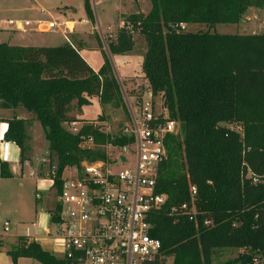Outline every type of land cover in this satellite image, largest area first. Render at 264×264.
I'll use <instances>...</instances> for the list:
<instances>
[{
    "label": "trees",
    "instance_id": "1",
    "mask_svg": "<svg viewBox=\"0 0 264 264\" xmlns=\"http://www.w3.org/2000/svg\"><path fill=\"white\" fill-rule=\"evenodd\" d=\"M148 1L149 12L121 20L123 26L107 48L111 56L126 55L135 48L133 36L143 37V76L179 125L178 135L166 141L167 160L159 169L156 191L167 202L153 215L150 236L171 264H211L219 249H245L239 264H251L255 253L264 256V183L252 185L246 178L248 170L264 176V34L183 33L172 27L237 25L249 8L264 9V0ZM83 8L94 25L90 0H84ZM102 52L104 63L94 72L67 44H0V110L24 111L40 125L58 167L56 193L66 166L93 159L79 151L80 137L103 140L85 123L75 135L69 133L64 125L77 122L71 114L93 99L103 107L123 108L119 84ZM6 124L3 141L19 149L23 164L30 153L29 122L13 118ZM0 178H12L6 163L0 164ZM189 184L197 189L196 226L168 211L189 202ZM57 210L50 215L52 223ZM6 254L13 264L20 258L64 264L22 237Z\"/></svg>",
    "mask_w": 264,
    "mask_h": 264
},
{
    "label": "built area",
    "instance_id": "2",
    "mask_svg": "<svg viewBox=\"0 0 264 264\" xmlns=\"http://www.w3.org/2000/svg\"><path fill=\"white\" fill-rule=\"evenodd\" d=\"M9 24L21 33L31 26L29 22ZM35 25L39 32L61 28L63 36L72 33V27L67 23L38 21ZM122 26L121 23L119 29ZM172 29L184 32L186 25L178 24ZM107 32L110 34L109 28ZM101 40L104 43L105 39ZM117 81L123 104L125 102L128 109V120L117 132H110L103 120L85 123L103 140L96 143L93 135L80 137L79 151L93 154V159L66 166L61 171V186L56 193L57 221L53 223L55 232L52 235L47 230L42 231L46 239L60 241L59 256H53L64 264L169 263L161 254L160 242L150 236V222L153 215L166 206L167 197L156 191L157 179L161 165L167 160L166 141L178 135L179 125L169 118L144 76L132 83L129 97ZM229 129L233 130L232 127ZM2 143L3 138H0V145ZM130 160L134 162L133 166H129ZM1 163L4 162L0 158ZM41 163L48 166L47 173L42 176L33 170L28 176L53 186L58 177L57 164H51L47 159ZM21 165L29 166L27 161ZM246 178L252 185L264 183V176H256L249 170ZM188 193L187 204L170 207L168 211L170 216H186L196 226V187L189 184ZM203 225L208 227L211 223L204 221ZM10 229L8 220L1 223L0 240L10 233ZM24 232L22 238L36 242L37 237H32L28 228ZM244 252L246 250L242 249L239 254ZM251 264H264V256L255 253Z\"/></svg>",
    "mask_w": 264,
    "mask_h": 264
},
{
    "label": "rangeland",
    "instance_id": "3",
    "mask_svg": "<svg viewBox=\"0 0 264 264\" xmlns=\"http://www.w3.org/2000/svg\"><path fill=\"white\" fill-rule=\"evenodd\" d=\"M107 1V0H103ZM84 0H0V20L21 21L24 22H55L60 24L65 21L75 22V28L82 32L87 39L86 46L80 50L82 56L86 59L88 65L93 70H98L104 63V51L116 76L120 81L123 93L131 96V85L135 80L143 76L142 56L146 50V44L143 37L136 33L133 36L135 41L134 50L126 55L111 56L108 53L107 44L114 39L121 26V20L125 17L142 13L147 14L150 10L148 0H139L134 3L132 0H117L114 9L110 6L95 7V0H90L95 22L94 25L85 22L84 18ZM108 3V2H106ZM107 5V4H105ZM105 9V12L103 10ZM72 27V25H70ZM12 29V26L7 27ZM110 29V34L107 29ZM61 28L53 31L39 32L36 25L26 28V33H5L0 32V44H7L12 39V43L27 44L32 46H64L66 39L69 44L75 48L79 47L76 37L78 33L63 36ZM210 32L219 35H260L264 34V9L249 8L241 17L237 25L219 24L212 28L206 25H189L183 33H203ZM112 38H111V37ZM101 38L105 39L104 43ZM96 40L99 47L96 44ZM116 75V76H115ZM133 75V76H131ZM127 76V77H126ZM118 82V81H117ZM159 101V100H158ZM77 119L74 126H64L71 133H76L86 121L100 122L104 121L110 132H117L128 120V109L124 102L123 108L112 109L110 106H101L98 99H93L89 106L77 109L71 114ZM27 147L29 148V157L27 160L33 170L44 176L47 173L48 166L42 164L43 159L49 160L51 164H56V160L49 155L48 143L45 141L43 133L39 128L31 126L28 132ZM37 162V163H36ZM129 166L134 162L129 161ZM21 184V187L19 186ZM0 225L3 221H9L11 224L10 233L1 240L5 248L12 249L15 246V235L23 236L24 230L29 229L32 237H37V244L52 255L59 256L57 251L61 247L60 241L52 242L46 239L43 230H47L52 235L55 232V226L50 220V215L54 213L57 206L56 191L48 182L36 181L31 177L15 180L13 182H0ZM35 224V227L32 225ZM16 230V233L14 232ZM240 250L237 249H219L212 256L211 264H239ZM169 263H171V260ZM19 264H38L30 259H23Z\"/></svg>",
    "mask_w": 264,
    "mask_h": 264
},
{
    "label": "crops",
    "instance_id": "4",
    "mask_svg": "<svg viewBox=\"0 0 264 264\" xmlns=\"http://www.w3.org/2000/svg\"><path fill=\"white\" fill-rule=\"evenodd\" d=\"M106 2H108V3H106ZM116 2H117V0H107V1L95 0V7L97 6V7H100L101 8V7H105V6L106 7L107 6H110V9L112 11L114 9V6H115ZM105 4H107V5H105ZM103 10L105 12V9L104 8H103ZM84 15H85V12H84ZM84 21L90 23L87 20L86 15H85ZM10 22H12V23H15V22L22 23L21 21H15V22H13L11 20H9V21L0 20V32L10 33V34L11 33H13V34L14 33H17L18 31H16V29H15V27H14L13 24L12 25L9 24ZM37 22H34V23L29 22V23L32 26V25L36 24ZM62 23H67L69 25H72V33L69 34V35H73L74 34L73 33L74 30H75V33H78V35H80V36H77L76 37V40H77V43L79 44V47L75 48L73 45L69 44V39H66V43L65 44H67V45H69L71 47H74L78 51V53L81 56V58L88 65L86 59L80 53V50H86V49H83V48L87 47L86 46V43H85L87 41V39L84 37V35H82V32L80 30H77L75 28L76 27L75 26V22H73V21H65V22H62ZM9 26H12L13 28L12 29H8L7 27H9ZM18 33H21V32H18ZM25 33H22V34H25ZM9 41L10 42L7 43V45H9V46H17V47H52V46H32V45H27V44H19L20 42L19 43H16V41H14L15 43H12L13 42L12 39H10ZM96 44L99 47V44H98L97 40H96ZM141 60H142V58H141ZM98 70H93V71L94 72H97ZM131 76H133V75H131ZM72 117H74V116H72ZM13 118L23 119V120H26L27 122H29V125H28L27 130H26L27 131V135H28V132H29V129H30L31 126H34L35 128H39L40 131H41V133H43L40 125L37 122L32 121V117L29 114H27L26 112L21 111V110H18V111L0 110V138L1 139L3 138V135H4V133L7 130V124H6L7 121L12 120ZM75 120L77 121L76 118H75ZM87 122H90V121H86V123ZM72 124H76V123H72ZM0 158H1V160L4 163H6L8 165L9 171H10V173L12 175V178L11 179H1L0 178V182H13L15 180L24 179V177L25 178L28 177V173L30 171H33V168H31L30 165L27 168V167H25V166H23V165L20 164V151L12 143H6V142H4V143H2L0 145ZM28 164H29V162H28ZM19 186L21 187V184H19ZM0 207H1V202H0ZM14 232L16 233V230H14ZM14 237L16 238L15 239V246H16L17 245L18 238H21L22 236L15 235ZM1 240H3V238ZM1 240H0V264H13L12 261H11V259H10V257H8L7 254H6L7 251H9L11 249H9L7 247L5 248V246L3 245V242ZM35 243H37V241ZM14 247H12V248H14ZM23 259H25V258L18 259L17 260V264H19L21 262V260H23Z\"/></svg>",
    "mask_w": 264,
    "mask_h": 264
},
{
    "label": "water",
    "instance_id": "5",
    "mask_svg": "<svg viewBox=\"0 0 264 264\" xmlns=\"http://www.w3.org/2000/svg\"><path fill=\"white\" fill-rule=\"evenodd\" d=\"M92 3H93V0H92ZM93 6H94V3H93ZM113 71H114V70H113ZM114 74H115V72H114ZM115 76H116V75H115ZM116 79H118L117 76H116Z\"/></svg>",
    "mask_w": 264,
    "mask_h": 264
}]
</instances>
